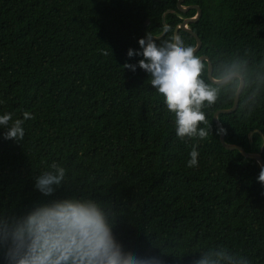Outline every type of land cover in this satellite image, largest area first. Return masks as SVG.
Returning <instances> with one entry per match:
<instances>
[{
    "label": "trees",
    "instance_id": "trees-1",
    "mask_svg": "<svg viewBox=\"0 0 264 264\" xmlns=\"http://www.w3.org/2000/svg\"><path fill=\"white\" fill-rule=\"evenodd\" d=\"M179 2L0 0V115L23 119L27 111L33 117L22 125V141L5 139L8 129L0 126V213L91 198L109 212L126 251L158 256L163 264H197L221 251L264 264L261 167L228 150L215 122L219 110L234 107L241 79L223 85L217 104L204 108L206 139H180L150 74L138 67L143 57L127 56L130 48L142 51L138 41L147 33L163 35L165 17L172 31L158 44L198 15L182 13ZM184 6L203 11L192 28L203 41L198 55L211 58L215 77L234 63L246 77L238 110L220 116L227 141L260 152L264 0H187ZM180 36L197 48L192 35ZM126 62L137 65L135 72L123 68ZM193 145L198 166L189 168ZM53 162L66 173L45 197L36 177ZM5 251L0 247V264H7Z\"/></svg>",
    "mask_w": 264,
    "mask_h": 264
},
{
    "label": "clouds",
    "instance_id": "clouds-1",
    "mask_svg": "<svg viewBox=\"0 0 264 264\" xmlns=\"http://www.w3.org/2000/svg\"><path fill=\"white\" fill-rule=\"evenodd\" d=\"M172 31L165 23L163 33ZM142 51L129 49L127 56H142L138 67L150 74V85L163 97L174 116L180 139L204 140L209 135L204 108L217 104L223 85L237 79L240 65L232 64L220 76L205 78L206 62L195 46L186 45L179 35L157 43L147 33L138 41ZM107 55V53H104ZM203 58V59H202ZM137 65L125 63L124 69L135 72ZM251 114V110L247 113ZM33 118L27 111L23 119L11 113L0 115V126L8 130L5 139L23 140L25 120ZM203 124L206 127H200ZM196 145L192 146L187 167L198 166ZM66 169L53 162L50 170L36 177L35 188L45 197L61 186ZM264 184V166L258 175ZM0 247L6 249L7 264H163L158 256H142L126 251L113 234L109 212L96 200L85 197L54 199L35 205L26 214L0 213ZM216 259L204 257L197 264H250L249 260L216 253Z\"/></svg>",
    "mask_w": 264,
    "mask_h": 264
},
{
    "label": "water",
    "instance_id": "water-1",
    "mask_svg": "<svg viewBox=\"0 0 264 264\" xmlns=\"http://www.w3.org/2000/svg\"><path fill=\"white\" fill-rule=\"evenodd\" d=\"M187 0H180L179 2V10L182 13L188 14L189 12L196 10L198 12V15L193 18V19H186L184 21V23L182 25H180L176 31V35L180 36V32H186L190 35H192L194 38H196L198 45H197V54H199L202 49H203V41L201 39V37L195 33L194 29L192 28V26L198 22L201 21L202 17H203V11L200 7L198 6H193V7H186L184 6ZM175 11H170L169 14H175ZM150 23V21L148 22V24ZM165 23H167L166 21V17H165ZM168 35V33H163V35L157 36L154 39H156V41H160L163 38H165ZM205 59V62H209V77L214 78L215 75V67L214 64L211 60V58L209 56H202ZM202 58V59H203ZM239 79H241V84L239 87V90L237 92V96H236V100H235V105L233 108L231 109H223V110H219L216 115H215V122L217 123V125L220 127L221 129V142L223 143V145L230 151H240L246 158L249 159H253L256 160L260 167L264 166V157H263V152H264V135H263V147L262 150L260 152H249L247 151V149L241 145H237V144H231L227 141V131L226 128L224 126V124L222 123L220 116L222 114H232L234 112H236L240 106V100L242 97V94L245 91V88L247 86V81H246V77L239 73L238 76ZM256 132H259L261 134H263L260 130H257ZM255 133L251 134V139L253 141V137H254Z\"/></svg>",
    "mask_w": 264,
    "mask_h": 264
}]
</instances>
